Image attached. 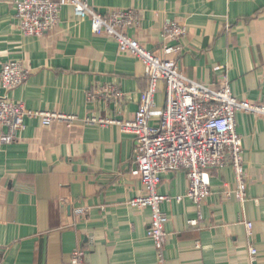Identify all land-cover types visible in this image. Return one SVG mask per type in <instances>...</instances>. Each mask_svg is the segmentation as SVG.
Masks as SVG:
<instances>
[{"label": "crops", "instance_id": "0c3cea01", "mask_svg": "<svg viewBox=\"0 0 264 264\" xmlns=\"http://www.w3.org/2000/svg\"><path fill=\"white\" fill-rule=\"evenodd\" d=\"M17 0H0V67L19 60L32 69L28 80L0 96L23 102L33 111L76 115L42 125L27 117L17 141H0V264H66L74 251L82 264H160L148 236L150 208L130 201L144 193L137 174L135 142L116 122L131 120L139 108L148 76L143 63L121 52L111 37L96 35L89 18L71 6L60 12L56 27L41 36H25L16 18ZM102 14L140 12L127 33L146 49L164 56L163 28L185 23L178 66L187 78L219 86L231 83L242 100L264 102V0H90ZM106 87L92 101L88 92ZM116 89V91H114ZM165 99L164 84L155 95ZM103 119L105 124L85 122ZM242 136L247 198H228L236 186L232 166L210 169L211 194L204 219L186 196L184 171L162 176L159 192L166 224L164 264H248L256 247L264 264V117L236 115ZM6 128L0 125V134ZM88 208L85 216L74 209ZM252 227L248 228L247 223Z\"/></svg>", "mask_w": 264, "mask_h": 264}, {"label": "built area", "instance_id": "2783aa9c", "mask_svg": "<svg viewBox=\"0 0 264 264\" xmlns=\"http://www.w3.org/2000/svg\"><path fill=\"white\" fill-rule=\"evenodd\" d=\"M65 6H71L78 18H89L94 34L111 37L121 52L135 56L144 65L149 83L141 94L138 111L133 119L116 123L125 133L134 136L136 172L144 193L130 204L150 208L148 236L154 242L160 264H164L169 216L163 204L169 197L159 192L162 176L167 172L186 173L189 182L186 196L197 209V217L188 222L191 226H199L204 219L203 204L211 194L210 169L232 166L236 186L225 194L244 201L247 182L242 160L243 140L237 131L236 115L241 112L264 117V102L237 98L228 81L219 86L206 85L182 74L178 57L183 51L182 40L188 34L185 23L174 21L164 26V56L156 55L128 35L127 28L139 24L140 12L118 10L105 15L96 10L90 0H17L19 30L25 36L45 34L58 25ZM31 74L32 69L22 61L4 62L0 67V89L9 92L24 84ZM160 83L164 84L165 99L163 107L157 108L155 95ZM105 91H108L106 87L94 86L88 92V99L92 101ZM32 116L40 117L44 126L63 122L71 127L79 120L76 115L33 111L23 102L0 96V125L6 128L0 134L1 143L17 141L25 119ZM85 122L105 124L108 121L88 118ZM74 213L85 216L88 208L77 207ZM247 226L251 228L252 223ZM257 253L256 247L249 248L248 264H258ZM84 259V251L78 249L66 264H82Z\"/></svg>", "mask_w": 264, "mask_h": 264}]
</instances>
